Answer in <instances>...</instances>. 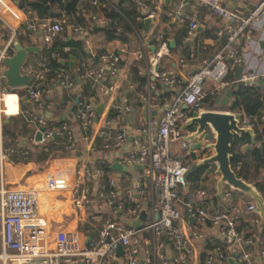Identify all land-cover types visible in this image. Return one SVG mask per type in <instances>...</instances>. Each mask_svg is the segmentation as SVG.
<instances>
[{
	"label": "built area",
	"instance_id": "2783aa9c",
	"mask_svg": "<svg viewBox=\"0 0 264 264\" xmlns=\"http://www.w3.org/2000/svg\"><path fill=\"white\" fill-rule=\"evenodd\" d=\"M102 5L116 10L113 0H101ZM134 5L136 13L135 22L144 20L151 22L164 7L163 0H129ZM191 1L204 6L208 11L218 17L224 26L217 33V39L223 41L222 48L215 52L211 58L203 59L199 66L190 74H184L183 65L177 61L168 48L167 41L161 33H153L149 38L142 36L134 24L123 21L129 29V34L137 43L134 51L135 59L145 67L146 85L140 99L145 107L146 120L134 128V149L117 154V159L127 166H135L131 183L124 187V198L117 196V178L114 175H105L103 168H90L82 166L80 169L82 179L87 183L96 179L97 187L91 192L85 184L79 186L78 169L66 167L57 175H50L45 185L51 189H63L67 186L78 191L73 198V205H89L94 203L97 207L105 205L110 212L118 218L106 219L97 230L96 237L82 243L75 230L59 229L54 232L49 241L46 235V225L43 218L36 214V198L32 192L20 190L0 189V260L2 264H62L69 258H77L82 264H187L192 258L194 247L191 239L200 240L204 244L205 235L201 227L205 225L215 227L222 243L212 244L203 253V264H213L218 260L229 259L233 254H239L237 259L246 264H260L261 261L252 257L247 247L251 240L246 232L236 228V220L228 212H214L201 206L193 205L182 198L179 188L186 187L183 175L189 167L187 159L180 156L189 153L193 138L188 137L181 124L186 120L182 106L188 111L198 114L204 111L200 106L201 99L208 93L233 84L228 78L230 71L238 68L242 62L238 46L246 47L252 42L251 28L264 18V0H256L252 10L246 15L237 14L222 4V0H180L175 7L165 11L166 18L173 24H182L185 27V37H190L198 22L194 16L182 11V2ZM95 5V2H91ZM87 12V20L92 25L103 28L107 19L97 10ZM162 13V12H161ZM101 15V16H100ZM5 17L12 22H18L19 14L16 5L12 2L0 0V22L7 28ZM91 26V25H89ZM80 35L85 32L82 26L68 21L61 14L57 18L42 19L37 24L29 23L26 30L36 31L43 45L51 44L58 37L62 29ZM120 29H116L118 34ZM14 32L9 38L0 40V117L12 115L5 110V96L9 91L2 84V59L12 52L11 41ZM154 43V44H153ZM151 47L153 48L151 50ZM52 55L59 58L60 52H68V47H55ZM172 61V68H164L162 59ZM96 66L78 63L74 72L79 78L89 79L97 85L99 92L108 94L112 89L111 79L120 69V55L109 52L99 57ZM24 73L29 76L28 82L22 86L25 95L41 105L40 95L51 78L57 82L58 87L66 92H73L75 83L71 72L60 64L51 69L47 55H42L38 66L27 67ZM50 75V77H49ZM158 79L160 84L172 92L168 100L162 101L160 111L156 118L150 115V109L158 103L157 95L151 93V80ZM236 82L245 86L264 90V72L240 73ZM212 87L205 91L204 85ZM17 106V99H16ZM113 116L104 121L99 130L101 135L106 130L115 129V133L102 145L103 148L119 149L128 135V127L124 119L129 112V106L115 103L112 105ZM222 112V111H220ZM24 115L39 127L41 132V145L50 141L53 136L62 138V147L69 150L73 145V137L65 121L59 124L45 125L46 118L27 110ZM237 115L239 127L244 128L248 119L238 112L226 111ZM75 119L79 127L86 131L94 122L95 111L87 95H81L75 101ZM264 119V115H262ZM188 120V119H187ZM141 139V142L139 141ZM211 144V143H210ZM178 153V154H176ZM7 153L2 148V133L0 124V167L6 160ZM101 164L105 160L100 161ZM264 175V167L261 169ZM197 194L202 195L200 190ZM255 204L247 201L245 211L252 215L253 224L259 223V218L253 215ZM140 212H144V219L139 220ZM238 212V209H235ZM187 214V216L185 215ZM188 217L194 219L190 225ZM139 221V226L132 223ZM164 238L171 241L175 254L169 256L164 252ZM260 259L264 261V249L260 250Z\"/></svg>",
	"mask_w": 264,
	"mask_h": 264
},
{
	"label": "crops",
	"instance_id": "0c3cea01",
	"mask_svg": "<svg viewBox=\"0 0 264 264\" xmlns=\"http://www.w3.org/2000/svg\"><path fill=\"white\" fill-rule=\"evenodd\" d=\"M5 1L16 5L20 20L12 22L9 18L5 17L6 24L10 28H7L3 22H0V40L5 42L9 38L11 31H13L14 38L11 41V46L12 42L16 40L22 47L37 48V51L26 54L25 61L21 67L22 73H24V69L27 67L38 66L40 57L42 55L48 56L51 46L56 42L63 43L67 40L78 41L80 42L83 54L77 52V56L69 54L68 58L59 59V62L63 64V62L69 61L70 55L73 56L72 65H64L71 72L74 79L75 87L71 93L61 90L57 82L51 78L45 86L46 90L40 95L39 100L41 105H37L25 95L23 87L9 88L6 86L9 91L20 90L19 93L15 92L16 94L18 93L19 113L0 117L2 147L7 153L6 160L0 167V189L32 192L35 195L37 204L36 214L45 221L46 235L49 241L52 239L55 231L63 229L77 231L82 243H85L96 237L97 230L103 221L118 217L112 214L105 205L97 207L94 203H91L75 207L73 205V198L75 195H78V191L70 186L63 189H51L45 185V180L50 175L59 174L66 167H76L79 171L77 175L79 186L87 184L92 192L96 190L98 184L96 183V179L86 183L81 177L80 169L82 166L92 169L103 168L105 166L108 167L105 175H114L117 178V196L124 198L123 189L131 183L136 167L134 165L127 166L123 164L117 159V154L127 152L136 147L133 144V138L135 137L134 128L146 120L145 107L140 99V94L143 93L146 85L145 67L135 59L134 51L137 43L130 34H123L121 36L123 40L118 38L106 40L104 33L98 25H95L96 30L91 29L88 31L89 33L86 34L84 32L80 35L74 34L64 28L56 40L51 44L43 45L36 31L30 32L26 30L27 24H37L39 22L36 20V17L31 15V17L27 18L17 7V0ZM179 1L163 0L164 7L157 13L158 16L149 22L146 33L143 32V22L141 24L137 22V25H139V33L146 38H149L153 33H161L168 43L172 56L183 64L181 66L182 72L190 74L196 70L203 59L211 58L215 52L222 48L223 41L217 39L216 33L224 26V22L212 15L204 6L194 4L191 1H184L182 2V11L194 16L198 22V27L194 33L186 38L184 25L173 24L165 16L167 8L175 7ZM255 3L256 0H222V4L225 7L240 15L248 14ZM81 16L87 26L94 25L88 22L87 12L82 13ZM250 31L252 34L251 44L246 47L238 46L243 59L242 64L238 67L239 74L264 72V18L256 23ZM169 42H173V48H170ZM109 52H115L120 55V69L111 79L112 89L108 94L103 95L99 92L97 85L93 81L79 78L74 72V67L78 63L96 66L100 61L99 57ZM161 62L164 68H172L173 66L172 61L168 58H163ZM236 69L229 72V79H231V74H233L235 80L238 78L239 75L237 76ZM139 78L145 80L143 85L139 84ZM76 80L79 82L76 83ZM150 82L151 93L158 97V103L151 107L150 115L152 118H156L160 111V104L162 101L168 100L173 91L163 87L158 79H153ZM76 86L79 87V90L76 89ZM211 87L209 84L204 85L205 91H208ZM231 90L232 84L226 85L214 93L206 94L201 99L200 106L203 110L212 109L213 111H222L224 113L232 111L246 117L248 119L247 125L242 129L251 132L253 135L251 144L241 146V150L247 152L251 150L253 145H260V140L255 141L249 118L239 111L230 109ZM10 95L16 98L14 94L11 93ZM81 95L88 96L95 111L94 122L86 131L79 127L74 115V98ZM218 96L220 97L216 103ZM209 97H215L214 104L212 106H203L201 102ZM224 97H228L226 104L222 103ZM8 102L9 100L6 99V110ZM115 103L125 104L130 108L124 119V123L128 127V135L125 142L116 150L102 147L103 143L115 133V129L106 130L107 134L105 135H101L99 132L104 125V121L113 116L112 105ZM98 107V112H96ZM25 110L36 115H43L46 118L45 125L54 124L56 121H65L72 133V147L69 150H65L61 143H56L51 149L49 156L45 157L46 152L43 150L42 145L33 139L36 125L24 115L23 111ZM183 111L186 117V120L181 124L183 131L186 127H190L193 140H200V134L193 135L197 126L190 123L193 111H188L186 108H183ZM237 121L239 125V119ZM4 128L11 129L14 136L3 140ZM213 137L215 139L214 134ZM139 141L141 142L140 138ZM203 141L205 143L195 152V160L191 161L187 159V161L189 164L194 162L198 166L205 165L206 168L201 172L197 181L192 184L186 182L184 189L179 188V193L183 199L193 205H201L214 212H228L236 220V228L246 232L250 237L251 244L247 247V250L250 251L252 257L261 261L260 264H264V261L260 259L259 253L261 249H264V196L259 192L255 184V181L264 175L260 171L256 180L251 179V174L245 179H240L235 171L230 168L233 172L232 181L224 179L217 162L205 163L206 160L215 155V150L210 141ZM10 153L13 154L11 155ZM250 159L251 156L248 154L245 157V161L250 162ZM101 160H105V163L101 164ZM113 162H119L125 168L117 172L110 168ZM234 169L237 171L239 168L236 166ZM197 190L202 191L203 194H197ZM247 201H253L255 204L253 215L259 218L258 224H253L250 220L252 215L245 211ZM236 208L238 212H235ZM134 223L132 225L135 227ZM191 224L195 226L196 223L190 222ZM201 230L206 238L204 244L200 240H190L195 253L187 264H203V252L214 243H222V239L218 236L215 227L205 225L201 227ZM164 252L169 256L175 254L171 241L166 238H164ZM229 259L218 260L213 264H230ZM0 264H2L1 260ZM6 264L14 263L10 262ZM62 264L82 263L79 259L72 257ZM171 264L177 263L172 262ZM235 264L246 263L237 259L235 260Z\"/></svg>",
	"mask_w": 264,
	"mask_h": 264
},
{
	"label": "trees",
	"instance_id": "16d2710c",
	"mask_svg": "<svg viewBox=\"0 0 264 264\" xmlns=\"http://www.w3.org/2000/svg\"><path fill=\"white\" fill-rule=\"evenodd\" d=\"M91 2H95L96 4L92 5ZM113 3L116 10L109 6L101 7V0H17V7L27 16V18L34 15L37 21L42 19L53 20L63 14L68 18L70 23L82 26L85 29L86 34L89 33L88 31L91 29L96 30V28L95 25L88 28L89 26L86 25L81 16L82 11L96 12L98 10L103 17L107 19L105 27L100 29L104 33L105 39L111 40L118 38L123 40L121 36L123 34H129L130 32L123 21V18L134 24L136 28H139V25L135 22L136 13L134 12V5L129 0H115ZM117 28L120 29L118 34L116 33ZM23 30L26 31L24 28ZM56 46L60 48L68 47L69 51L60 52L59 50L60 57L55 58L52 53L56 52ZM77 52L83 54L80 42L78 41L67 40L63 43L56 42L51 46L47 56L48 64L51 69H54L56 66L62 64L59 62V59H66L69 54L77 56ZM230 78V80H233L234 82L232 84V98L229 107L232 110L245 114L249 118L252 124V132L254 133L255 141L260 140V145H253L251 150L247 152L242 151L241 146L251 144L253 135L247 130L235 133L231 145L229 166L235 171L240 179H245L251 174V179L256 180V178H258V173L264 167V121L262 119V115H264V90L251 88L245 86L241 82H236L233 74H231ZM138 82L140 85H143L145 80L139 78ZM214 101L215 97H209L204 99L201 104L203 106H212ZM59 123L60 121H56L54 125ZM3 134V140L10 139L14 136L12 130L8 128L3 129ZM56 143H62V138L59 136H53L49 142L42 145L43 150L46 152L45 157L49 156L51 149ZM10 154L12 155L13 153ZM248 154L251 156L250 162L245 161V157ZM236 166L239 168L237 171L234 169ZM205 168V165L198 166L195 170L189 173L186 182L192 184L197 181L201 172ZM107 169L108 167L103 166L104 171ZM255 184L256 187H258L259 192L264 196V176H260L259 180L255 181Z\"/></svg>",
	"mask_w": 264,
	"mask_h": 264
},
{
	"label": "water",
	"instance_id": "95a60500",
	"mask_svg": "<svg viewBox=\"0 0 264 264\" xmlns=\"http://www.w3.org/2000/svg\"><path fill=\"white\" fill-rule=\"evenodd\" d=\"M149 25V20L143 21V32L146 33ZM170 48H173V42H169ZM13 52L4 57L2 59V77L4 79V85L9 88H16V87H22L24 86L28 80L29 76L25 73L21 72V67L25 61L26 54L28 52H35L37 51V48L34 47H22L16 40L12 42ZM153 48L151 47V50ZM73 56H69L68 62H63V65H72ZM237 76L239 75V69H236ZM79 81L76 80V83ZM76 89L79 90V87L76 86ZM18 94V93H17ZM219 97L216 99V103L219 100ZM78 96H75L74 101H76ZM228 100V97H224L222 100L223 104H226ZM182 108H186L185 105L182 106ZM99 107L96 109V112H98ZM190 123L193 125H196V129L193 133V135H201V139L198 141H195L192 143L190 147V151L187 155L184 157H181L182 160L190 159L191 161L195 160L196 156V150H199L203 143L205 141H210L211 145L214 147L215 155H213L210 159L206 160V162H217L219 170L221 171L223 178L232 181L233 178V172L230 169L229 166V159L231 157L230 151H231V145L233 143L234 134L243 131L242 128L238 125V116L233 115L230 113H224V112H216V111H204L201 113L192 112ZM183 128V127H181ZM44 130V127H39L33 136L34 141L38 142L41 137V132ZM213 134L215 135V139L213 137ZM215 140V142H213ZM204 148V147H203ZM198 167V165L194 162H192L188 169L185 171L183 175V180L187 179V176L190 172L195 170ZM110 168H112L115 171H120L124 169L125 167L121 165L119 162H113L110 165ZM187 216V214H185ZM144 212H140L139 214V220L144 219ZM190 222L193 223L194 219L191 217H188ZM139 224V221H136L134 223L135 227H137ZM239 254H233L231 255L229 262L230 264H235V260H237V256Z\"/></svg>",
	"mask_w": 264,
	"mask_h": 264
},
{
	"label": "bare ground",
	"instance_id": "6f19581e",
	"mask_svg": "<svg viewBox=\"0 0 264 264\" xmlns=\"http://www.w3.org/2000/svg\"><path fill=\"white\" fill-rule=\"evenodd\" d=\"M11 93L7 94L5 96V110H6V99L9 100V102L7 103V110L6 112L8 111V113L10 114H13L14 113V109L16 108V98L12 95H10ZM38 192V191H37Z\"/></svg>",
	"mask_w": 264,
	"mask_h": 264
},
{
	"label": "rangeland",
	"instance_id": "374dc122",
	"mask_svg": "<svg viewBox=\"0 0 264 264\" xmlns=\"http://www.w3.org/2000/svg\"><path fill=\"white\" fill-rule=\"evenodd\" d=\"M2 84H4V82H2ZM14 92H18V93H19L20 90H16V91H14ZM184 133H185L188 137L192 138V137H191L192 132H191V130H190V127H186L185 130H184Z\"/></svg>",
	"mask_w": 264,
	"mask_h": 264
},
{
	"label": "clouds",
	"instance_id": "9594fccd",
	"mask_svg": "<svg viewBox=\"0 0 264 264\" xmlns=\"http://www.w3.org/2000/svg\"><path fill=\"white\" fill-rule=\"evenodd\" d=\"M17 99V106L16 108L14 109V113L13 114H18L19 113V103H18V98Z\"/></svg>",
	"mask_w": 264,
	"mask_h": 264
}]
</instances>
